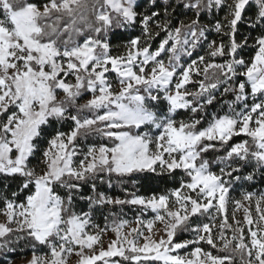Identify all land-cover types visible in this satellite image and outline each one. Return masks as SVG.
I'll return each mask as SVG.
<instances>
[{
  "label": "snow or ice",
  "instance_id": "snow-or-ice-1",
  "mask_svg": "<svg viewBox=\"0 0 264 264\" xmlns=\"http://www.w3.org/2000/svg\"><path fill=\"white\" fill-rule=\"evenodd\" d=\"M0 176L27 264H264V0H0Z\"/></svg>",
  "mask_w": 264,
  "mask_h": 264
},
{
  "label": "trees",
  "instance_id": "trees-1",
  "mask_svg": "<svg viewBox=\"0 0 264 264\" xmlns=\"http://www.w3.org/2000/svg\"><path fill=\"white\" fill-rule=\"evenodd\" d=\"M31 2H37V3H43L44 0H31ZM124 41L122 39H114L113 40V46L114 48L120 44H122ZM89 95H86L80 102L84 103L85 99L88 97ZM243 139H249L247 136L241 134L238 137H233V140L235 142H240ZM182 174V173H180ZM256 187L251 189L254 192H260V191H264V184L260 183L259 179H257L255 181ZM5 185H8L11 187L12 190H15V184L13 183V181L11 179L5 180L4 177L0 176V188L5 187ZM174 185L171 183H164L161 182L159 180H149L147 182L143 183V187H138L136 189V191L140 194H149L151 191L154 190H162L165 187L171 189ZM104 188V190H106L110 195H114V196H120L123 198V189L119 186H114L112 189H108L107 186H102ZM241 191H244L243 189ZM231 196L233 197H238L239 193H230ZM81 210H87V206L86 203L84 201H79L76 204V211H81ZM118 212H120V210H118ZM108 213L106 212L105 215H107ZM138 211L135 207L133 206H126L122 209V218L124 219H129V220H133L137 215H138ZM153 214L152 213H148L147 217L150 218ZM96 219L97 222L103 223L104 221L102 220L101 216L99 213L96 214ZM183 238L188 239L191 238V233L189 232H185V233H181L180 234ZM207 250H211L209 248H207V246H205ZM37 253L38 254H46L47 253V249L46 248H38L37 249ZM32 252L28 247H24V250L21 251L19 253V255H17L16 253H12L10 255H3L0 254V264H5L6 260H15V259H20L26 256L31 255ZM159 264V262H158ZM237 264H239V262L237 261Z\"/></svg>",
  "mask_w": 264,
  "mask_h": 264
},
{
  "label": "rangeland",
  "instance_id": "rangeland-1",
  "mask_svg": "<svg viewBox=\"0 0 264 264\" xmlns=\"http://www.w3.org/2000/svg\"><path fill=\"white\" fill-rule=\"evenodd\" d=\"M112 79L115 80L114 74L112 76ZM90 98L91 97L88 96L84 101L86 102V100L90 99ZM229 211H231V205H229ZM238 215H239V213H238ZM0 222H3V217H0ZM133 226H136V225H133ZM154 230L156 232V237L163 235V233L160 231L159 225H157ZM111 239H114V235L112 233H106L104 238H103L104 245L107 246V244L110 242ZM205 250H207L206 247H205ZM37 255H45V254H38L37 253ZM31 256H32V254L29 256L20 258V259H15V260H13V262H14V264H27L28 260L31 259ZM70 264H77V258L75 256H72L70 258Z\"/></svg>",
  "mask_w": 264,
  "mask_h": 264
}]
</instances>
